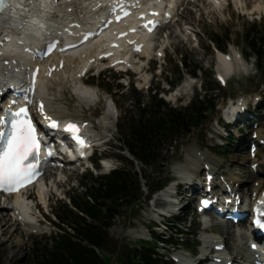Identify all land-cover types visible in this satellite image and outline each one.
<instances>
[{"label": "rangeland", "instance_id": "1", "mask_svg": "<svg viewBox=\"0 0 264 264\" xmlns=\"http://www.w3.org/2000/svg\"><path fill=\"white\" fill-rule=\"evenodd\" d=\"M219 1L221 5H215L208 0H185V5L177 9V15L174 19L153 37L152 43L157 50L162 51L161 57L154 56V52H152L150 57L153 60L140 58L135 60L137 65L127 76H119L118 73L106 71L92 79L97 71L91 70L87 76L82 79L80 76L78 79L76 76L72 77V74L77 72V64L69 63L59 72L54 73V76L48 79L49 83L46 84L45 89L40 92L52 111H60L61 116L69 119H82L91 123L90 126L95 130V134L101 136V142L104 143L94 155L99 157L101 151H104L112 170L117 168L131 170V172L136 171L139 186L145 199L148 188L154 189L164 182L174 181L173 166L183 162L188 148L196 146L200 150L209 151L211 160L215 162V165H218L214 169L227 178L238 176L240 168L250 169L249 162L239 165L247 155V144L250 141H246L245 137L244 142L238 143L239 135L236 130L243 126L246 131L248 127L254 129L256 125H259V129L256 130L261 133L264 140V69L256 70L254 59L248 58L250 51L242 38L253 20L262 21L261 24L263 25L258 27V32L264 35V0H241V4L236 3L235 0ZM255 5L260 6L257 12L253 11ZM81 8L83 6L77 2L70 7H59L57 10L60 11V14L66 13L65 17H79L83 13ZM210 38L216 39L221 46L227 41L230 42L226 45V52H220V55L227 56L230 63L232 62L228 75L219 67L217 59L219 51L210 45ZM227 38L229 39L227 40ZM181 58L185 61L188 71L192 70L194 65H199L202 68V73L197 72V77L192 78L179 64ZM240 60L242 69H239L238 65ZM217 74L224 77L226 84L217 82L215 78ZM105 76L110 78L109 81L103 79ZM181 77L182 81L189 79L194 81L193 84H189L190 90H186L181 83L174 88L170 86ZM113 79H117V81L114 82ZM79 80L82 82L81 84H79ZM118 83L123 86H129L132 83L138 90L137 97H140L146 106L150 103L151 95H153L150 93V89L157 91L158 97L163 98L169 106L174 107L188 104L193 99L192 93L201 92V95L207 93L208 98L217 101V113L210 116L199 129L193 131L188 137L180 138L177 142L172 143L173 147L169 146V141L163 145L160 158H166L167 164L153 163L146 168L132 161L127 153H121L118 150V143L113 141V138L118 137L121 132H127V127L132 125L138 117V108L133 106V101L126 102L129 95H122L125 88L120 92ZM76 87L91 89L96 96L82 98L77 94ZM169 87L171 88L168 92ZM184 93L185 96H183ZM179 96L182 99H179ZM241 97L245 99L247 104L256 103L258 113L252 116L243 115L247 116L244 117L245 119H251L247 124L248 126L245 127V124L237 126V122L230 127V132L223 131L216 125L221 120V110L225 108L229 100ZM107 117L112 119H107ZM250 135L251 133H248L249 137ZM217 144L223 146H217ZM255 160L258 162V167L254 177L262 179V187H264V146L257 148ZM89 166V164H73L63 171L52 174L53 181L50 179L48 184L45 183L47 195L43 194L42 199L38 196V189L31 192L34 218L41 220L43 215L47 222L40 226L33 223L37 231L29 233L26 238L23 237L24 233L21 231L14 234L16 239H24V245L20 249L14 250L15 258L10 262L4 261L6 250L1 251L0 264H32L34 248L47 252L51 244L50 237L58 232L53 226L52 215L63 218L61 206L64 202L67 204L68 195L75 197L76 194H80L78 179ZM91 171L95 176L107 174L109 170L100 167L99 170ZM199 177H202L200 173ZM252 181H247L248 187L253 183ZM74 191L75 193H73ZM242 191L245 190L242 189ZM155 198L151 195L149 199L152 201L150 202L143 200L141 203L135 202L134 206L123 208L119 216L114 219L113 226L108 231L106 240L108 245L102 251L103 256L108 259L110 264H117V258L120 256L125 258L126 250L137 247L142 239H150L149 223L156 219L150 213L151 209L154 208ZM183 201L189 207L185 212H181L176 220L168 221V223L174 222L182 233L175 239L174 245L177 247L174 249L176 252L178 250L184 254L193 250L198 255V248L195 250L191 248V245L201 237L200 231L202 229L199 218L190 219V208L196 205V200L192 197H185ZM0 205L7 206L8 209L3 215L12 216L11 204L0 199ZM34 205L36 206L35 210L33 209ZM158 206L161 207L162 205ZM186 212L188 213L187 219L183 217V213ZM4 219L8 220V216ZM217 233H220V237L223 239L226 238L225 240L230 246L234 244L232 230L227 234H223L219 230ZM200 245L199 242L198 246ZM244 248L246 249V245ZM157 258L159 263L164 262L161 255Z\"/></svg>", "mask_w": 264, "mask_h": 264}, {"label": "trees", "instance_id": "2", "mask_svg": "<svg viewBox=\"0 0 264 264\" xmlns=\"http://www.w3.org/2000/svg\"><path fill=\"white\" fill-rule=\"evenodd\" d=\"M261 22L253 21L242 35L250 51L249 56L255 59L260 71L264 69V35L258 32V27L263 25ZM211 40L218 49L225 51V44L221 46L216 39ZM180 63L192 76H196V71H202L199 65L188 71L182 58ZM128 92L126 102H134L138 117L127 127V132H121L114 141L121 153L126 152L133 161L146 168L153 163H165L167 159L160 158L163 145L169 141L172 147L173 142L197 130L215 112L216 100L208 98L207 93L200 98L196 96L185 107L174 108L157 95H151L146 106L132 85ZM93 161L97 165V159ZM78 182L80 194L75 197L68 195L67 204L61 206L63 218L56 216V227L63 233L50 238L47 252L34 248L32 264H110L102 251L108 245L106 240L113 220L123 208L145 201L136 171L116 169L106 175L93 176L86 170ZM164 184L148 188L149 193ZM154 256L151 244L141 242L137 247L126 250L125 258L118 257L117 264H157Z\"/></svg>", "mask_w": 264, "mask_h": 264}, {"label": "bare ground", "instance_id": "3", "mask_svg": "<svg viewBox=\"0 0 264 264\" xmlns=\"http://www.w3.org/2000/svg\"><path fill=\"white\" fill-rule=\"evenodd\" d=\"M208 1H211L215 5H221L219 0ZM235 1L236 3H242L241 0ZM21 2L23 3L21 4ZM98 2L99 0H83L82 4L87 6V9L90 14L91 11L93 12L94 9L99 8L98 6H96ZM154 2L156 1H151L150 4H153ZM102 3L103 2H101V4ZM175 4L176 0L170 1L168 13L172 16L171 19H174L175 17ZM12 5L13 7L11 9L6 10L0 15V42H3V46L0 47V98L2 91L7 88L6 85L8 80H11L13 82L16 76L22 77L25 80L27 70H32V68H34L35 66L40 69V72L37 76V96L39 97L41 96L40 92H42L46 84L49 83V76H54L50 69L52 66H55V69H53V71H55L58 65H63L62 68H64L65 65L69 63H76L77 72H74L72 74V77L76 76L77 78L89 65H92L97 61L98 51L103 50L104 48L106 49V53H110L113 57H116L117 60L120 58L118 54L122 50L128 52L127 48L131 41H135L143 45V48L139 53L140 55L149 57L152 52H155L157 50L151 49V46L153 45L152 40L154 35L144 37L141 35V33L130 34L128 30H125L124 28L120 27L123 26L124 22H128V20H125L121 22L118 26L122 29L120 32H125L126 38L118 41H108V38L110 37V34L112 32L111 27H109L102 32V35L99 37V40L96 41L97 44L95 42L91 43V41L89 40L84 46L80 47L79 49L70 50L66 53V55H60V58L57 60V62L49 64L48 68L46 69L47 66L45 65H34L31 62L32 53L30 52V50L38 45L39 40L43 39L44 34H48L53 31L57 32L59 27L58 24L63 23L66 19H68V16L66 18L64 16L67 14L61 13L62 16H60V22H56L49 19L48 16L50 15L48 11H50V9H53L51 0H13ZM31 6H37L39 8L37 9L36 13L32 16V18L25 21L23 19V16L21 15L25 12V10L31 8ZM64 6L65 5H63V7ZM41 7L42 10H40ZM259 9L260 6L255 5L253 11L257 12ZM150 18L153 19L154 17L151 16ZM88 20L90 21V18H88ZM72 22L74 21H69L66 27L68 28V30L72 31V33H78L80 31V27L72 28ZM18 26H20L22 30H19V33H15V31H18ZM131 28H136V26H132ZM5 37L8 38L7 42H4ZM113 44H116L117 47L112 48ZM158 51L161 52L160 50ZM3 56L6 58H2ZM217 59L219 61V67H221L222 70H224L223 72L228 75L230 73L232 62L230 63L229 60H225V57L221 55H218ZM134 60V54L131 52H128V55L124 58L126 65H129ZM132 68H135V66L133 65ZM81 83L82 82L79 80V84ZM76 92L82 98H93L96 96L91 91V89L87 90L85 88L76 87ZM4 106L6 107V105ZM46 109L47 114H51L55 118L69 119L68 117L61 116L60 111H52L48 105L46 106ZM107 119L112 118L107 117ZM245 137L247 140L245 139ZM257 137V140L262 139L260 132H257ZM249 138L250 137L248 136V132L246 130V132L241 135L242 142H244V140L249 141ZM186 152L187 155L184 158L183 162L179 164L176 163L173 166V171L175 172L176 176L179 177L180 180L184 181L182 183L184 186V190L190 192V196L193 198L194 195L199 194V190L195 188L196 182L194 179L197 173L199 172V165L203 171L211 168L214 170V168L218 165H215V162L211 160L209 151H207L206 149L200 150L198 147L195 146L188 148ZM246 162H249L250 165L258 163L257 160L251 159L249 155H247L241 160L239 165L244 164ZM238 173L240 174H238V176L236 177H225L227 184L229 186L232 185L231 187L233 189H236V193L239 192L241 188L245 189L244 187H246L248 188V192L246 193V197H248V199H250L255 193L260 194V188L263 185L262 179L257 177L255 178L254 173L251 169L240 168ZM188 178L190 179V181L189 183H186ZM247 181L253 182L250 187L247 186ZM167 193L168 189L166 188L162 190L161 195L159 194L155 198L153 202L154 208H160L158 205H162L161 207H163V205L166 206L165 200L163 199V194ZM38 196L40 199H42L43 197L41 186L38 187ZM155 201L157 205L155 204ZM9 204H11L10 210L12 217L10 215H3V213L8 211V209L7 206L4 207L3 205H0V252L6 250L4 260L5 262H10L14 260L16 254L14 250L20 249V247L24 245V239H16V236L14 234H18V231H21V233H24L23 237L26 238L28 237L27 235H29V233L37 231L36 226L32 225L29 222L30 220H32V218H34V216L29 214V206L26 204V202H24V200L15 198L14 201L12 203L9 202ZM6 216H8V220L4 219ZM19 216H21V218H18ZM231 227L232 225H229L227 223L223 226H220L218 230L227 234L230 232ZM238 227L240 226L238 225ZM214 239V237L209 235L202 236L201 241L203 248H201L202 246H199L198 251H204L205 248L209 246L210 241ZM237 241L239 242L238 246H236L235 244L229 246V251L227 254L214 253V251L211 250L210 254L204 257L201 256L197 260H193L192 264L195 262L203 263V258H205L207 262H210V264H217L212 262L211 258L213 257L221 258L222 262L220 264H227L229 262L231 264H239L240 259L245 257L246 250H244V244H242L243 237H239ZM175 257L180 259L181 263L179 264H186V256L184 254L179 253L175 255Z\"/></svg>", "mask_w": 264, "mask_h": 264}, {"label": "snow or ice", "instance_id": "4", "mask_svg": "<svg viewBox=\"0 0 264 264\" xmlns=\"http://www.w3.org/2000/svg\"><path fill=\"white\" fill-rule=\"evenodd\" d=\"M3 6V0H0V8ZM125 14L127 15V13ZM149 23H152V21H149ZM42 110L43 106L41 105ZM23 113H26V109L21 108L14 113V116L20 117ZM48 119L51 128L59 127L57 121L51 120V118ZM63 130L71 134V138L76 141L81 149L87 147L79 135L80 127L78 125L70 122L64 126ZM0 140H3V147L0 149V189L13 192L32 182L33 177L37 174L39 138L30 119H13L11 121V132L6 138L5 134L0 132ZM30 156L35 157L32 162H29ZM256 211L259 215H264V212H261L260 209ZM255 223L260 227H264L260 220H256Z\"/></svg>", "mask_w": 264, "mask_h": 264}]
</instances>
